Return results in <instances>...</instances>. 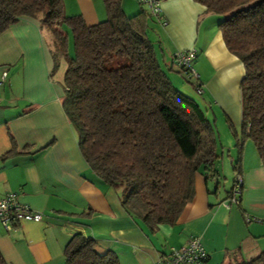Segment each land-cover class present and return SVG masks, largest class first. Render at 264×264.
Masks as SVG:
<instances>
[{
	"label": "crops",
	"instance_id": "crops-1",
	"mask_svg": "<svg viewBox=\"0 0 264 264\" xmlns=\"http://www.w3.org/2000/svg\"><path fill=\"white\" fill-rule=\"evenodd\" d=\"M62 1L66 15L79 14L87 25L106 17L102 0ZM121 7L126 13L139 9L133 0H122ZM158 13L159 22L150 23L152 40L168 55L194 49L201 94L231 122L228 107L237 105L240 124L243 66L225 47L217 27L221 15L193 0H160ZM56 68L37 20L21 17L0 32V72L7 74L0 87V198L12 193L41 214L38 222H15L8 230L0 224V253L7 264H63V247L76 232L91 236L97 251L111 250L118 264H155L193 235L205 251L195 264H237L264 248L258 245L264 238V168L249 138L243 141L237 171L232 165L237 158L234 140L221 142L220 166L214 163L211 175L202 169L194 173L193 198L176 221L150 230L121 206L118 192L96 178L83 160L61 106L62 76L54 77ZM165 70L174 84L178 68ZM229 172L242 180L236 209L224 202L233 179L224 193L219 190L221 175L225 179Z\"/></svg>",
	"mask_w": 264,
	"mask_h": 264
},
{
	"label": "trees",
	"instance_id": "trees-1",
	"mask_svg": "<svg viewBox=\"0 0 264 264\" xmlns=\"http://www.w3.org/2000/svg\"><path fill=\"white\" fill-rule=\"evenodd\" d=\"M121 1L102 0L106 17L87 25L79 14L66 15L62 0H0V32L28 17L50 33L53 67L58 57L65 63L61 106L83 160L96 178L118 192L121 206L153 230L173 224L193 198L198 169L213 174L218 143L204 99L203 110L166 75L172 66L188 72L201 94L192 67L196 51L190 62L193 75L174 62L177 51L166 56L148 38L149 19H160L141 5L126 15ZM193 1L221 15L217 27L225 47L243 66L239 134L227 120L237 152L233 169L247 138L264 168V0ZM95 245L91 236L72 234L63 247V264H118L111 250L99 252ZM262 261L264 248L237 264ZM0 264H7L1 253Z\"/></svg>",
	"mask_w": 264,
	"mask_h": 264
},
{
	"label": "built area",
	"instance_id": "built-area-1",
	"mask_svg": "<svg viewBox=\"0 0 264 264\" xmlns=\"http://www.w3.org/2000/svg\"><path fill=\"white\" fill-rule=\"evenodd\" d=\"M141 6L145 7L152 16L159 18V1L160 0H136ZM193 49L177 51L173 55V60L177 65L189 69L190 73L194 74L190 66L193 58ZM6 71L0 72V87L6 79ZM197 92H201L199 88ZM242 180L240 175H235L233 184L227 198L225 206L236 204L239 200L240 187ZM41 219V214L32 210L28 205L20 203L14 194L8 193L0 198V224L4 229L8 230L11 225L19 221L38 222ZM248 220L247 217H245ZM205 258V251L200 242L199 236L193 235L188 238L186 243L178 248L171 247L166 254L160 255L155 264H195Z\"/></svg>",
	"mask_w": 264,
	"mask_h": 264
},
{
	"label": "rangeland",
	"instance_id": "rangeland-1",
	"mask_svg": "<svg viewBox=\"0 0 264 264\" xmlns=\"http://www.w3.org/2000/svg\"><path fill=\"white\" fill-rule=\"evenodd\" d=\"M136 7H138V5L140 6V4L136 1V0H133ZM143 7V6H142ZM136 12V11H135ZM126 15H130V14H133V13H126L124 12ZM152 23V20L149 19V24ZM64 28V26H62ZM44 33L46 35V38H47V41H49V44H51V36H50V33L44 28ZM66 30V28H65ZM153 28L149 26V29H147V35H148V38L153 41L155 38L153 37V40H152V33L153 32ZM67 33H68V49L69 51H71L72 53V38H71V35H70V32H68L67 30ZM149 33V34H148ZM166 56H168L167 52L165 53ZM64 66H65V63L64 61L58 57L57 58V68H56V71L54 73V77L59 79L61 78L62 74H63V71H64ZM192 67L194 68V70L197 68L195 63L193 62L192 63ZM172 80L174 81V84H172L175 88H177L180 92H182L183 94L187 95V96H190L192 98H194L195 100H197L200 105L203 107V110L206 108L203 104V100L206 101V115H207V118L209 120H213V128H214V132H215V136L217 138V148H216V155H217V160H215V164L217 166H220L221 164V160H220V150L221 148L219 149V145L221 142H226V139L227 137L230 139H232V141L234 140L233 138V134L231 133L228 125H227V118L222 115V111L220 109V107L218 105H216L215 103H213L212 101V104L209 103V101L211 102V100H208L206 98V96L204 94H197L196 93V90L194 88V79L188 74V72L186 71H181L180 73H177L176 74V78L172 77ZM227 98H231V90L229 92H227ZM228 110L231 114V117L234 118V120H232L233 122H231L230 120V124L232 125V128H234L237 132H240V124H239V119H238V115L240 116V111L238 112V107L237 105H234L233 103H230V107H228ZM237 119V123L234 122L235 120ZM247 143H250V145H253L252 141L249 139L247 141ZM219 146V147H218ZM233 149V148H231ZM224 152H222V156H223V161H224V168L230 166L229 165V158H228V149L224 148L223 150ZM236 151V150H235ZM230 154L232 155L233 152L231 150ZM225 175V179L223 178L222 179V175H221V180L220 179H217V181L219 182L220 180V188L219 190L222 191L221 193H224L225 189L228 188V186L230 185V182L231 180L233 179V175L229 172L228 174L227 173H224ZM224 183L225 187H224V190L222 189V184ZM233 183V182H232ZM231 207H233V209H236L235 206L233 204H230ZM259 248L262 249L264 247V238H262V241L260 240L259 242ZM259 264H264V261L260 262Z\"/></svg>",
	"mask_w": 264,
	"mask_h": 264
}]
</instances>
